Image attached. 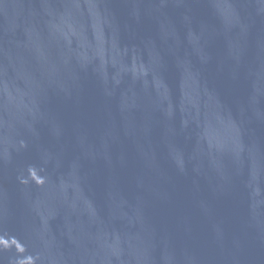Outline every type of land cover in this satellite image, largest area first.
Returning a JSON list of instances; mask_svg holds the SVG:
<instances>
[{
  "label": "water",
  "instance_id": "water-1",
  "mask_svg": "<svg viewBox=\"0 0 264 264\" xmlns=\"http://www.w3.org/2000/svg\"><path fill=\"white\" fill-rule=\"evenodd\" d=\"M0 264H264V0H0Z\"/></svg>",
  "mask_w": 264,
  "mask_h": 264
}]
</instances>
